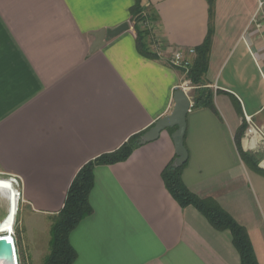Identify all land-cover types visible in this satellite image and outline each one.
I'll use <instances>...</instances> for the list:
<instances>
[{"label": "crops", "instance_id": "0c3cea01", "mask_svg": "<svg viewBox=\"0 0 264 264\" xmlns=\"http://www.w3.org/2000/svg\"><path fill=\"white\" fill-rule=\"evenodd\" d=\"M133 5L0 0V180L18 179L22 207L40 217L50 239L80 168L172 112L186 74L170 57L181 50L193 64L189 49L207 37V0H142L154 11L153 46L164 48L145 56L131 22ZM258 7L259 0H215L201 86L213 91L214 108H194L199 87L192 83L184 137V183L240 222L250 178L241 151L262 153L245 142L248 118L264 126V9ZM124 22L129 30L91 52L94 32ZM175 130L165 129L125 161L95 166L93 212L70 235L73 264L241 263L231 231L216 229L194 206L182 207L165 185L162 173L178 157Z\"/></svg>", "mask_w": 264, "mask_h": 264}, {"label": "trees", "instance_id": "16d2710c", "mask_svg": "<svg viewBox=\"0 0 264 264\" xmlns=\"http://www.w3.org/2000/svg\"><path fill=\"white\" fill-rule=\"evenodd\" d=\"M207 1L210 16L209 31L204 42L196 47V57L188 73V78L199 87L194 95V108H214L213 91L201 87L205 84L204 76L208 69L213 38L215 0ZM130 12L135 20L136 42L139 52L148 57H157L152 49L154 11L144 8L142 0H134ZM246 125L244 123L241 129H246ZM143 134L144 132L130 137L119 149L101 154L80 168L68 189L62 209L53 220L50 252L43 264L74 263L77 252L70 241V235L78 224L93 212L90 194L94 185L95 166L115 164L128 159L132 152L143 144L140 141ZM241 155L248 165L255 167L258 172L264 175V169L259 166L260 159L257 154L241 151ZM174 161L170 162L162 173L165 185L172 196L182 207H196L216 229L230 230L233 242L241 257L240 264H259L246 229L216 199L201 197L184 183L182 173L187 165V160L182 165H176Z\"/></svg>", "mask_w": 264, "mask_h": 264}, {"label": "rangeland", "instance_id": "374dc122", "mask_svg": "<svg viewBox=\"0 0 264 264\" xmlns=\"http://www.w3.org/2000/svg\"><path fill=\"white\" fill-rule=\"evenodd\" d=\"M131 22L135 28V20L132 19ZM153 47L152 45V49H154ZM257 156L261 163L264 159V153H259ZM248 167L250 174L248 189L251 194H248L247 189L246 196L242 202L244 204L243 210L245 211L238 212L242 222L235 219L246 229L258 263L264 264V183L262 182V180L264 181V175L259 172L263 177H257V169L251 165H248ZM11 183L17 194L13 237L17 248L18 263L43 264L50 252V244L47 242L50 239V233L45 229L43 221L38 219L40 218L38 215L26 212L24 206L22 207L23 202L18 179L11 181ZM9 195V193L0 192V220L4 218L7 220L11 201ZM237 201L240 204V200ZM38 242L40 247L39 245L37 246Z\"/></svg>", "mask_w": 264, "mask_h": 264}, {"label": "water", "instance_id": "95a60500", "mask_svg": "<svg viewBox=\"0 0 264 264\" xmlns=\"http://www.w3.org/2000/svg\"><path fill=\"white\" fill-rule=\"evenodd\" d=\"M129 29V22H124L115 28H107L94 32L95 41L92 44L91 52L99 50L107 41H110ZM174 103L172 112L159 119L154 126L141 136L140 141L143 144L153 141L157 139L165 129L176 127V130L172 134V138L175 143L178 157L175 159L174 163L176 165H182L188 158V152L184 145V137L187 128V116L191 110L192 101L189 95L182 88H179L174 94ZM260 167H263L261 163ZM5 220V218L0 220V230ZM9 235L8 232H0V256L12 254L11 244L7 240Z\"/></svg>", "mask_w": 264, "mask_h": 264}, {"label": "built area", "instance_id": "2783aa9c", "mask_svg": "<svg viewBox=\"0 0 264 264\" xmlns=\"http://www.w3.org/2000/svg\"><path fill=\"white\" fill-rule=\"evenodd\" d=\"M264 9V0H259L258 10ZM154 52L156 54H163L164 48L161 44H156L154 46ZM196 50L194 48L189 49V55H195ZM170 63L172 66L176 68H180L184 70L186 74V79L183 80L180 84V88H182L188 95L192 86V81L188 78V73L192 65V61L188 58L183 51H175L172 53L170 57ZM249 126L246 130V146L248 149L253 151H262L264 153V126H258L256 123L252 121L251 118H248ZM262 166L264 167V159L261 161Z\"/></svg>", "mask_w": 264, "mask_h": 264}, {"label": "bare ground", "instance_id": "6f19581e", "mask_svg": "<svg viewBox=\"0 0 264 264\" xmlns=\"http://www.w3.org/2000/svg\"><path fill=\"white\" fill-rule=\"evenodd\" d=\"M3 185H7L10 188L8 193L10 194L9 196H10L11 201H10V207H9L8 215H7V220L3 221L4 223L2 225L0 232H8L11 235V236L9 235L7 237V240L11 244L12 254L1 255L0 256V264H19L18 258H17V248H16L14 237H13V234H14L13 233L14 232V228H13L14 225L13 224H14V218H15L14 216L16 213L15 211L17 209L16 208V196L17 195H16L15 190L12 187V183H10V182L4 183L3 180H0V188Z\"/></svg>", "mask_w": 264, "mask_h": 264}]
</instances>
